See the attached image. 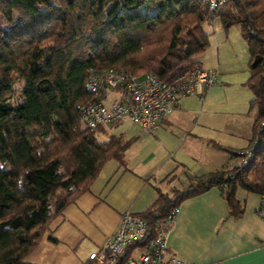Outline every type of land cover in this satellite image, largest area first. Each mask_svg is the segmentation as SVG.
<instances>
[{
  "label": "trees",
  "instance_id": "1",
  "mask_svg": "<svg viewBox=\"0 0 264 264\" xmlns=\"http://www.w3.org/2000/svg\"><path fill=\"white\" fill-rule=\"evenodd\" d=\"M214 17L225 30L238 26L248 49L256 146L241 168L194 176L171 195L158 190L137 212L146 222L141 242L157 218L212 186L234 217L243 212L238 187L264 195V0H230L213 15L203 0H0V264H37L24 256L63 207L107 159L124 163L131 138L101 140L99 125L81 124L89 72L117 67L173 82L200 64L209 45L204 23Z\"/></svg>",
  "mask_w": 264,
  "mask_h": 264
},
{
  "label": "crops",
  "instance_id": "2",
  "mask_svg": "<svg viewBox=\"0 0 264 264\" xmlns=\"http://www.w3.org/2000/svg\"><path fill=\"white\" fill-rule=\"evenodd\" d=\"M229 31L224 38L216 28L217 57L207 60L211 67L216 62L221 67V47L230 42ZM233 31L239 45L240 29ZM227 84L221 74L203 100L182 97L151 133L136 123L138 127L128 134L117 132L124 140L132 139L123 151L124 163L107 159L88 189L63 207L24 260L84 263L89 252L111 237L124 211H142L154 202L158 190L171 195L172 189H185L186 177L229 168L230 152L251 144L256 111L247 103L252 93L244 81L233 93L226 92ZM118 122L133 123L110 124ZM235 194L243 204L237 217L229 214L218 186L185 197L164 225L168 252L191 264H264V220L256 212L260 195L241 187Z\"/></svg>",
  "mask_w": 264,
  "mask_h": 264
},
{
  "label": "built area",
  "instance_id": "3",
  "mask_svg": "<svg viewBox=\"0 0 264 264\" xmlns=\"http://www.w3.org/2000/svg\"><path fill=\"white\" fill-rule=\"evenodd\" d=\"M203 1L209 15H213L220 5L230 0ZM217 76L216 68L202 63L173 82L149 72L137 75L117 67L90 71L84 82L88 98L77 105L81 124L93 129L97 125L129 121L136 123L143 132L151 133L157 128L159 118L170 114L182 97L196 96L203 100ZM255 146L256 140L246 148L231 152L229 168L247 164ZM177 211L178 205H175L165 216L157 218L153 235L144 242L141 241L146 231L145 219L137 213L124 211L111 237L89 252L86 262L81 264H191L167 249L164 225ZM256 212L264 220V195Z\"/></svg>",
  "mask_w": 264,
  "mask_h": 264
},
{
  "label": "rangeland",
  "instance_id": "4",
  "mask_svg": "<svg viewBox=\"0 0 264 264\" xmlns=\"http://www.w3.org/2000/svg\"><path fill=\"white\" fill-rule=\"evenodd\" d=\"M204 28L209 32V45L208 47L200 53L197 57L201 59V61L204 62L205 65L210 66L208 59H214L217 57V42H216V28H218V33L220 34L222 32L223 37L225 38V32L228 30L230 33V42L223 43L221 47V67L216 62L215 68L218 72V76L220 78L221 74L226 75V79L228 81L226 92L233 93L236 92L241 86L243 87V81L247 79L249 72L247 69V61H248V51L245 42L243 41L242 37H240L239 45H238V37L236 34H234V29L238 30V26L231 25L228 29H224L221 25L219 18L214 17L213 18V24L206 22L204 23ZM240 42H243V45H240ZM240 48H243L242 54L240 53ZM211 67V66H210ZM217 76V78H218ZM19 86V85H18ZM247 88L246 86L244 87ZM250 91V89H248ZM251 93V91H250ZM249 99L247 100V103L249 104ZM18 100H22L21 98H18ZM255 109V108H254ZM221 115H224V111H221ZM138 126L135 125V123H114V124H103L99 125L97 128V136L101 140H107L108 134L116 135L117 132L122 131L124 133H129V131H133ZM225 138V137H224ZM208 147H205V149H210L212 146L211 143H208ZM241 145L242 143L239 142ZM248 147V146H247ZM205 151V150H204ZM227 168V167H225ZM185 176V175H184ZM192 176V175H190ZM185 178V177H184ZM192 179V177H191ZM191 179L186 177V182L190 184Z\"/></svg>",
  "mask_w": 264,
  "mask_h": 264
}]
</instances>
